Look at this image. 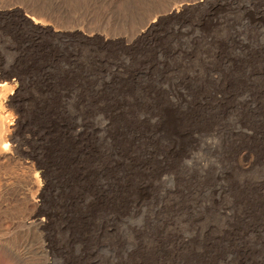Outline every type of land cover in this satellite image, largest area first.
I'll return each mask as SVG.
<instances>
[{
  "label": "rangeland",
  "instance_id": "rangeland-1",
  "mask_svg": "<svg viewBox=\"0 0 264 264\" xmlns=\"http://www.w3.org/2000/svg\"><path fill=\"white\" fill-rule=\"evenodd\" d=\"M207 3L0 0V81L8 77L11 81L0 90V147L9 143V150L0 152V264H42L48 259L52 264H205L204 259L226 251L245 225L263 219L264 185L256 181L264 176V163L241 168L234 148L252 144L263 159L264 138L230 136L227 129L239 126L264 132V0ZM32 11L40 24L29 19ZM146 21H154L153 32L135 40L136 30L143 29ZM234 34L248 47L233 41ZM25 43L27 51L18 60L17 52ZM25 60L38 69L51 64L50 83L37 73L30 75ZM118 64L116 74H109ZM67 67L72 71L66 72ZM194 68L195 79L186 83L185 74H193ZM247 70L261 72L250 76L251 89ZM217 76L231 85L226 86L230 98L254 93L257 104L227 103L224 110L223 104L211 100L187 107L193 140L182 139L178 147L189 156L152 162L153 170L162 165L160 180L153 170L143 175L137 171L119 181L108 176L109 185L96 199L93 188L107 180L106 174H92L110 148L108 137H103L94 146L95 155L103 150L102 158L85 160L90 172L85 185L66 180L56 200L50 195L47 158L36 152L31 116L43 99L63 91L60 78L70 83L80 79L86 99L98 95L93 89L101 86V99L107 102L99 98L89 102V109L94 108L89 117L106 116L97 106L101 102L141 127L139 120L144 119L157 124L161 108L185 111L182 105L170 106L177 88L187 91V98L214 93L212 78ZM76 110L71 105L67 118L77 119ZM222 114L226 128L216 123ZM157 143L160 148L168 142L159 138ZM220 182L224 189L218 196L213 189ZM71 193L78 199L72 204ZM42 218L46 223L39 225ZM178 234L188 236L185 246H177ZM206 242L211 244L208 250ZM246 253L256 259L255 264H264V237L249 240Z\"/></svg>",
  "mask_w": 264,
  "mask_h": 264
},
{
  "label": "bare ground",
  "instance_id": "bare-ground-1",
  "mask_svg": "<svg viewBox=\"0 0 264 264\" xmlns=\"http://www.w3.org/2000/svg\"><path fill=\"white\" fill-rule=\"evenodd\" d=\"M199 1L201 5V4L207 3L208 0H199ZM177 10L178 9H170V12L175 13V11L177 12ZM216 18L217 17H214L213 20L215 19V21H217ZM29 19L34 24L41 23L40 17L35 12L29 15ZM153 22L154 21H146L145 24L143 25V29H137L134 34V39L137 41L144 40L147 35L151 34L153 32V26H154ZM22 32H25V31H22ZM13 34L18 35L19 33L15 31ZM232 40L236 42L238 41L243 46L248 47V45L244 44V42L241 41L239 39V36H237L236 34L232 36ZM27 48L28 46L25 43L22 46V48L19 49V51L17 52V57H16L18 58V60L20 59L22 60V57L24 54H21V52L25 53L27 51ZM25 61H26L25 63L27 67L30 68V72H31L30 75L33 74L36 76V73H37L40 78L47 80V82L50 83V79L48 76L50 74L51 64L48 67L43 66L44 68L41 67V69H38L37 67L38 65L37 66L34 65V62H32L31 60L30 62L27 60ZM46 62L49 63L50 61L47 60ZM117 67H119V64L118 66L115 65L113 68H111L109 70L110 72L109 74H116L114 72L117 70ZM24 68L26 67H23V69ZM64 68L65 67H63V71H62L63 73H65ZM196 70L197 69L194 68V72L191 75H189L188 73L185 74L184 78H185L186 83H188L189 80L195 79ZM68 71H72V67H67L66 72ZM257 72L259 71L247 70V73H246L248 75L247 84L250 89H251L250 84L254 85L252 82V78L250 76L255 75V73ZM223 74L224 73L222 71V75ZM258 74H261V72H259ZM61 79L63 80L61 83V89H63V91L61 93L53 94V95L46 97V99H43L41 101L42 103L40 104V106H38L40 107V109L35 110V116L34 115L31 116L32 118L31 122H33L34 134L36 135L35 137H37V138H34L36 140L37 149H38L36 150V152L40 151L38 153L43 154L47 158V166H46L48 170V174H47L48 176H46V180L48 184L47 186L50 190V195L55 200L58 198L59 194L62 193L61 186L62 184H65L66 180L77 181L78 185L80 183L83 186L85 185V181L90 179L88 178V174L90 173L89 168L85 166V163H86L85 160L91 156H92V159L93 158L101 159L102 154H103L102 153L103 150L101 152H97L96 155L94 154L96 151V148L94 146H95V142L97 141V138L108 137L110 141V148L104 154V159L101 162L102 166L98 167L92 173L94 175L95 173L100 172L101 175L103 174L107 175L106 182L105 181L101 182L97 188L94 187L92 190L96 199L98 198V195H100L101 192H103L104 189H106V187L109 185L108 176L109 177L112 176L115 179V181L116 180L119 181L121 177L122 179H124L123 176L130 177L133 173H137V171L142 172V175L144 173L147 174L149 171L152 172L153 170V167H151L152 162L162 163V159L164 161L167 158H169L170 160H178L181 157L189 156L187 151L181 150L180 147H178L179 142L182 139L193 140L192 139L193 135H192V131L190 128L192 125V122H191V119L188 120L187 107H190V109L194 105L201 107V106L208 104L211 100H214L215 101L214 103H217L220 105L223 104L224 110L228 108L227 103L229 104V106H232L231 103H233L235 107L243 106L244 104L248 102H251L252 105L257 104V99L255 97L256 94L254 93H247L244 96H241L235 99L232 97L230 98V92L226 88L231 85H227V82H225L226 81L225 79L221 81L222 80L221 76H217V77L212 78L214 80L215 92L204 94V95L201 94L200 98L194 97V96H190L189 98H187L186 97L187 91L177 90L178 89L177 88L175 92L177 93V95L174 96L173 99H170L171 101L170 106L173 105V107H175L174 109H177L180 105H182L185 111L174 110L173 112L169 108H165V109L161 108L160 112H158V118L155 120L157 121V124L155 122L150 123L148 119L139 120V123L141 125L143 123L144 125V127L142 128L143 125L139 127L136 123H134V121L132 122L130 119L124 117L121 111H116L115 108L110 107L111 104L105 103L106 104L105 105L101 103L107 100V99L106 100L101 99L103 97V96L101 97L102 94L100 93L101 86H96L93 89V91L99 96L98 95L91 96L90 98L86 99L81 94L82 84H81L80 79L74 80L73 83H70L71 81L68 79L60 78V80ZM220 81L222 83H220ZM10 84H11V81L9 77L6 78L5 80H1L0 90ZM14 84H17V83H14ZM195 90L197 89L195 88ZM70 92L72 93V96L69 95ZM68 97H70L69 100H67ZM94 98L100 99L101 102L97 103V106L99 107V109L104 111V114H106V116L103 115L101 118L89 117L91 115V111L94 109V108L89 109L90 107L89 102L94 100ZM71 105L76 106L77 108L75 112L78 114V118L74 120L67 118V116H69V114L67 113ZM250 108H253V107H250ZM223 117H224V114H222L221 117H218V119L216 120V123L218 124L219 128L220 127L226 128L224 127ZM186 119L188 120L189 123H187ZM198 119L200 118L199 117L195 118V120H198ZM20 121L21 120H19L18 122L20 123ZM194 123L200 124L196 121H194ZM148 125H150L151 127H149ZM214 130L220 131V129L218 130V127H216ZM227 132L230 134V136L242 135L248 138L249 140H254L255 138L257 140V137L261 139L262 137L264 138V132L262 131L261 133V131L258 128L253 129V128L247 127L246 129H243L239 126H236V127L231 126V127H228ZM257 133L260 136H257L256 135ZM160 136H162L163 138H161ZM159 138L164 141H167L168 142L167 145L162 147L161 144H159L160 148H158L157 140ZM8 150H9V143L8 141H6L0 147V152L2 154H5ZM152 155L154 157H152ZM234 157L238 158L237 161L241 168H249L258 161H262V163H264V158L262 159L261 153L259 155L256 152V149L254 148L252 144L242 145L241 147L239 145L236 146L234 148ZM109 160L111 161L110 166H108ZM112 169H113V172L118 170V173L110 175V171ZM153 172H156L154 176H156V178L160 180L161 179L160 174L162 173V165L157 166V169H154ZM225 173L227 172L225 171ZM256 183L258 184V186L260 184L264 185V176H262L259 180H257ZM142 188L143 187H140V191L142 190ZM116 189H118V187ZM223 189H224V186L220 182L213 189V192L219 196L223 192ZM87 190H90V189H87ZM141 196H144V195H140L139 197ZM139 197H137L134 200L136 204L140 200ZM104 198L106 201L108 200L106 196H104ZM68 199H69L70 204L78 201V199L76 198L75 195H73V193L69 194ZM123 199H124V202H127L125 197ZM260 211L263 212L262 217L264 219V206H263V209H260ZM227 214H230V212ZM244 214H246V211L244 212ZM235 216L238 218H242V219L244 218V217H241V215L239 216L238 214H235ZM263 219H260L258 223H249L245 225V227L241 230V233L237 235L238 240L236 239L233 242H231L230 245L226 248L227 250L225 249L226 251L221 253V255L218 258L204 259V263L205 264H255L256 259L254 257H251L250 254L246 253V246L249 240H252L258 237L260 240H262V238L264 237V220ZM45 223H46L45 218L39 219V225H44ZM262 234H263V237H262ZM177 236H178L177 237L178 241L176 243L177 246H185L188 243L189 238L187 235L178 234ZM242 246H245V248L242 249ZM210 247H211V244L209 242H206L204 244V249L208 250L210 249ZM204 256L205 254H201L202 258ZM42 264H52V263L48 259ZM153 264H164V263L155 262ZM176 264H183V262L177 261Z\"/></svg>",
  "mask_w": 264,
  "mask_h": 264
}]
</instances>
